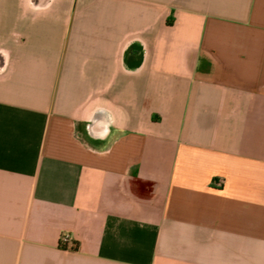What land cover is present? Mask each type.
I'll return each instance as SVG.
<instances>
[{"label": "crops", "instance_id": "obj_1", "mask_svg": "<svg viewBox=\"0 0 264 264\" xmlns=\"http://www.w3.org/2000/svg\"><path fill=\"white\" fill-rule=\"evenodd\" d=\"M0 264H264V0H0Z\"/></svg>", "mask_w": 264, "mask_h": 264}, {"label": "built area", "instance_id": "obj_2", "mask_svg": "<svg viewBox=\"0 0 264 264\" xmlns=\"http://www.w3.org/2000/svg\"><path fill=\"white\" fill-rule=\"evenodd\" d=\"M73 241L71 235L69 233H63V235L61 236V241L60 243L63 245H67L68 248L71 246V242ZM67 248V249H68Z\"/></svg>", "mask_w": 264, "mask_h": 264}, {"label": "trees", "instance_id": "obj_3", "mask_svg": "<svg viewBox=\"0 0 264 264\" xmlns=\"http://www.w3.org/2000/svg\"><path fill=\"white\" fill-rule=\"evenodd\" d=\"M76 246H77V244L74 241H72L71 242V249H76ZM60 247L63 248V249H67L68 248L67 245H63L61 243H60Z\"/></svg>", "mask_w": 264, "mask_h": 264}]
</instances>
